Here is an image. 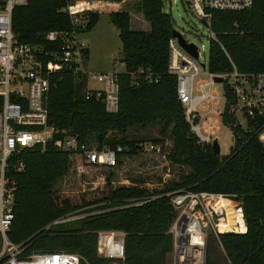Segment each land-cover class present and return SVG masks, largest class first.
Instances as JSON below:
<instances>
[{
    "label": "trees",
    "instance_id": "trees-1",
    "mask_svg": "<svg viewBox=\"0 0 264 264\" xmlns=\"http://www.w3.org/2000/svg\"><path fill=\"white\" fill-rule=\"evenodd\" d=\"M63 5L62 0H28L26 5L17 6L13 12L15 34L24 43L42 44L47 31L71 27L69 17L60 11ZM163 7L164 0L138 2V10L151 25L147 32L132 29L127 12L109 14L119 29L125 64L118 79L117 112L109 113L101 99H86L81 91L83 83L72 72L60 70L53 75L49 122L60 131L78 136L92 149L121 145L125 150L113 167L87 164L80 153L63 151L60 140L45 151L34 148L24 153V170L12 173L17 181L16 216L9 236L13 242L25 243L27 255L69 252L79 254L83 264H111L98 255V232L115 229L127 233L124 264H166L173 248L169 229L176 215L166 194L184 188L239 200L248 230L245 226L244 233L212 235L231 264H264V146L257 127L251 123L252 130H245L232 124L234 144L223 157L211 145L199 141L178 98L176 76L168 71L169 44L175 28ZM99 18L97 13L90 14L87 31ZM212 28L239 71L264 72V0H254L253 7L245 11H215ZM230 58L212 43L209 69L214 73L232 70ZM139 70L151 73L153 81L135 86L131 74ZM227 98L226 123L235 120L228 114L229 101H233L228 87ZM146 142L163 147V152L156 154L166 168L160 188L150 189L149 179L142 177L129 185L116 186L108 176L110 189L102 198L81 205L59 189L60 182L75 168L83 172L115 169L122 157L147 152L142 147ZM172 166L181 169L176 180L168 178ZM82 214L85 216L55 223ZM206 264L215 261L207 256Z\"/></svg>",
    "mask_w": 264,
    "mask_h": 264
},
{
    "label": "built area",
    "instance_id": "built-area-1",
    "mask_svg": "<svg viewBox=\"0 0 264 264\" xmlns=\"http://www.w3.org/2000/svg\"><path fill=\"white\" fill-rule=\"evenodd\" d=\"M62 1L64 5L60 11L69 17L71 27L51 29L43 35L44 43L28 44L20 41L13 30V12L17 6L26 5L28 0H0V264H83L77 253L27 255L24 242L16 243L10 239L9 232L16 216L17 190V181L12 173L24 170L25 152L34 148L45 151L61 141L63 151L80 153L87 164L113 167L117 164L118 155L125 150L121 145L92 149L78 136L60 131L49 122L52 77L60 70L72 72L78 82L85 80L86 86L89 80L103 82L104 89L86 88L85 98L101 99L109 113L119 110L120 101L118 79L121 72L88 69L85 61L89 50L82 37L87 32L90 14L102 7H115L118 3L113 0ZM182 1L208 28L211 44L219 45L230 58L212 28L213 13L249 10L254 0ZM169 46L168 71L176 76L178 98L199 141L212 146L218 140L219 120L210 112L211 106L220 99L213 88L218 83L215 77H221L233 96V101H229L228 114L231 120H235L227 123L241 126L243 119L246 122L245 130H252V123L257 127L256 133L264 146V72H241L230 58L232 70L214 73L209 69L210 50L208 59L203 63V51L198 46V57L184 49L176 37L170 38ZM131 75L135 86L142 81H153L152 74L143 70ZM142 147L150 153L163 152L161 144L149 143ZM166 195L171 197L176 212L169 229L173 236L172 264H206V234L213 232L218 235L220 232L218 224L224 219L226 211L224 206L217 203V199L225 195L184 188ZM83 216L62 218L55 223ZM126 236L123 230L99 231L98 255L110 260L111 264H124Z\"/></svg>",
    "mask_w": 264,
    "mask_h": 264
},
{
    "label": "rangeland",
    "instance_id": "rangeland-1",
    "mask_svg": "<svg viewBox=\"0 0 264 264\" xmlns=\"http://www.w3.org/2000/svg\"><path fill=\"white\" fill-rule=\"evenodd\" d=\"M118 5L102 7L96 13L100 16L96 26L91 30L83 34V39L88 46V57L85 61V66L88 69L95 72H108L117 71L124 72L125 64L122 62L123 47L122 41L119 36V29L112 23L109 14L111 12H127L130 15V26L134 30L149 31L151 29L150 23L145 19L143 13L138 10L137 4L140 0H113ZM172 2V8H171ZM165 0L163 11L172 17L174 28L184 35L189 41L195 43L202 51L203 56L201 60L203 63L208 59L210 50V38L209 30L204 25L201 19H199L193 11L182 0ZM203 78H208L203 76ZM83 83L82 92L88 89H104L103 82H97L95 80H89L87 86L85 80ZM214 90L219 93V102H216L211 106L210 115L219 120L220 130L218 131V142L220 144V155L227 156L234 144V127L224 121L223 111L227 107L228 98L226 94L227 84L224 82L215 83ZM240 125L246 127V122L241 119ZM152 131L151 133H154ZM150 142H146L148 145ZM168 145L170 142L168 141ZM164 164L162 158H159L154 153H138L130 157H122V163L115 169L101 168L91 169L83 172L76 168L70 172L59 184V189L64 191L65 195L71 198L78 204H84L87 202H94L95 199L102 198L105 192L110 187L107 184L108 176H112L113 184L129 185L135 178H147L149 179L150 189L160 188L162 186V174H164ZM170 179L176 180L179 177L181 169L177 166L171 167ZM113 175H110V173ZM167 178V179H168ZM235 203V210L243 214L240 221V231L243 230L246 220L244 218L243 209L241 210V202L235 200L229 196ZM94 205V204H92ZM77 215H75L76 217ZM227 211L225 212V217ZM219 227V226H218ZM247 227V224H246ZM248 230V227H247ZM232 232H238L231 230ZM216 235L213 232L206 234V257H211L215 264H231L227 258L226 253L219 245ZM2 245V238L0 236V249ZM166 264H172V252L168 254L166 258Z\"/></svg>",
    "mask_w": 264,
    "mask_h": 264
},
{
    "label": "bare ground",
    "instance_id": "bare-ground-1",
    "mask_svg": "<svg viewBox=\"0 0 264 264\" xmlns=\"http://www.w3.org/2000/svg\"><path fill=\"white\" fill-rule=\"evenodd\" d=\"M217 203L220 206H224L225 211H227V216L225 219H221L218 224V228L220 231H231L236 230L240 231V221L243 217V214L239 211L235 210V203L230 200V198L225 196H218Z\"/></svg>",
    "mask_w": 264,
    "mask_h": 264
},
{
    "label": "water",
    "instance_id": "water-1",
    "mask_svg": "<svg viewBox=\"0 0 264 264\" xmlns=\"http://www.w3.org/2000/svg\"><path fill=\"white\" fill-rule=\"evenodd\" d=\"M173 37H176L180 43V45L186 49L188 52H190L193 56L198 57V48L197 45L193 42H188V40L184 37V35L182 34V32L174 29L173 33H172ZM205 66V65H204ZM215 81L216 82H223L221 77H215ZM213 150L216 154H220L221 153V148H220V144L218 142V140H215L213 142ZM247 231V230H246ZM245 231V232H246ZM223 232H230V231H220L219 233H223ZM238 233H244V232H238Z\"/></svg>",
    "mask_w": 264,
    "mask_h": 264
},
{
    "label": "crops",
    "instance_id": "crops-1",
    "mask_svg": "<svg viewBox=\"0 0 264 264\" xmlns=\"http://www.w3.org/2000/svg\"><path fill=\"white\" fill-rule=\"evenodd\" d=\"M230 200H231V199H230ZM245 226H246V224H244V226H243V227H244L243 230L245 229ZM243 230H242V231H243Z\"/></svg>",
    "mask_w": 264,
    "mask_h": 264
}]
</instances>
